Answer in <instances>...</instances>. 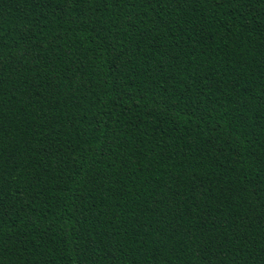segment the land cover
Masks as SVG:
<instances>
[{
	"label": "trees",
	"instance_id": "16d2710c",
	"mask_svg": "<svg viewBox=\"0 0 264 264\" xmlns=\"http://www.w3.org/2000/svg\"><path fill=\"white\" fill-rule=\"evenodd\" d=\"M0 264H264V0H0Z\"/></svg>",
	"mask_w": 264,
	"mask_h": 264
}]
</instances>
